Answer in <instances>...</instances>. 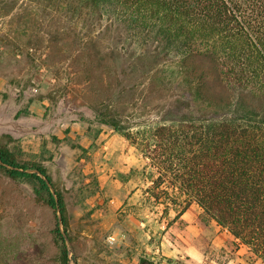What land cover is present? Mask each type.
Returning a JSON list of instances; mask_svg holds the SVG:
<instances>
[{
	"label": "rangeland",
	"instance_id": "rangeland-1",
	"mask_svg": "<svg viewBox=\"0 0 264 264\" xmlns=\"http://www.w3.org/2000/svg\"><path fill=\"white\" fill-rule=\"evenodd\" d=\"M24 7L13 24L0 14V143L48 168L52 191L64 195L69 226L31 184L0 168V264H123L135 247L121 233L126 215L140 206L150 210L155 229L168 222L170 207H183L185 196L170 182L155 187L156 169L116 125L136 130L173 105L206 116L221 100L230 105L236 92L198 58L162 62L139 76L121 64L114 39L87 37L82 24L42 11L28 22ZM135 191L142 205L123 202ZM199 219L213 227L203 214ZM230 239L219 250L204 243L210 259L195 263L233 264L239 245Z\"/></svg>",
	"mask_w": 264,
	"mask_h": 264
},
{
	"label": "trees",
	"instance_id": "trees-1",
	"mask_svg": "<svg viewBox=\"0 0 264 264\" xmlns=\"http://www.w3.org/2000/svg\"><path fill=\"white\" fill-rule=\"evenodd\" d=\"M24 5L28 22L42 11L82 24L87 37L114 39L121 64L139 76L162 62L198 58L236 92L230 105L221 100L206 116L173 105L154 123L116 128L156 169V188L170 182L185 196L179 215L197 201L204 221L227 228L264 260V0H0V14L13 24ZM23 154L0 143V168L31 184L67 229L63 193L52 191L43 163ZM163 193L173 199L169 189Z\"/></svg>",
	"mask_w": 264,
	"mask_h": 264
},
{
	"label": "crops",
	"instance_id": "crops-1",
	"mask_svg": "<svg viewBox=\"0 0 264 264\" xmlns=\"http://www.w3.org/2000/svg\"><path fill=\"white\" fill-rule=\"evenodd\" d=\"M5 79L0 77V90ZM137 191L127 196L123 202L142 205L143 201L136 196ZM137 211L126 215L122 235L131 236L133 240L131 257L124 253L123 264L131 260L133 264H196L197 260H208L207 246L213 249H222L227 245V239L231 238L232 243H237V239L231 232L213 220L212 228L205 229L200 222V215L203 213L202 206L193 201L182 214L176 207L169 208L168 222H160L159 226L153 229L151 226L152 211L140 207ZM166 217H163V219ZM156 225V224H155ZM209 230V231H208ZM210 232V233H209ZM124 238V239H125ZM128 244V239L125 240ZM146 248V249H144ZM143 252H145L143 254ZM145 256L147 261H142ZM233 264H264V260L255 255L249 246L240 243L237 248L236 258ZM206 264H216L213 259Z\"/></svg>",
	"mask_w": 264,
	"mask_h": 264
},
{
	"label": "built area",
	"instance_id": "built-area-1",
	"mask_svg": "<svg viewBox=\"0 0 264 264\" xmlns=\"http://www.w3.org/2000/svg\"><path fill=\"white\" fill-rule=\"evenodd\" d=\"M36 90H37V88H36Z\"/></svg>",
	"mask_w": 264,
	"mask_h": 264
}]
</instances>
